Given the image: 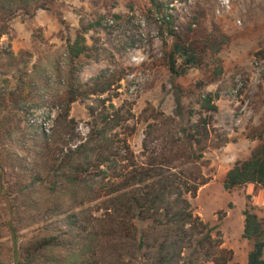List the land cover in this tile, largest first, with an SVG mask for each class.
<instances>
[{
  "label": "rangeland",
  "instance_id": "374dc122",
  "mask_svg": "<svg viewBox=\"0 0 264 264\" xmlns=\"http://www.w3.org/2000/svg\"><path fill=\"white\" fill-rule=\"evenodd\" d=\"M163 2L162 12L149 0H54L35 8L14 1L0 8V30L7 32L0 40V264H14L13 229L20 248L68 232L56 206L79 218L73 234L75 243L88 247L83 264H116L122 249L113 251L115 241L104 236V203L141 169L188 181L196 188L186 195L195 216L216 228L207 245L212 259L194 251L200 235L188 229L177 264H216L222 250L233 254L226 264H248L253 243L243 237L244 211L253 205L264 219V189L249 184L228 191L224 182L236 163L264 145V0ZM168 12L178 31L191 24L226 36L220 80L212 81L213 65L182 77L169 71L174 40L163 23ZM79 36L87 55L75 57L70 45ZM102 87L108 92L94 94ZM207 94L216 112L201 109ZM38 129L53 139L50 151L15 144ZM98 130L105 139L94 148L109 161L101 169L93 164L88 183L59 179L53 189L52 174L69 172L62 168L65 156ZM150 234L156 253L164 239ZM124 260L149 264L143 257Z\"/></svg>",
  "mask_w": 264,
  "mask_h": 264
},
{
  "label": "trees",
  "instance_id": "16d2710c",
  "mask_svg": "<svg viewBox=\"0 0 264 264\" xmlns=\"http://www.w3.org/2000/svg\"><path fill=\"white\" fill-rule=\"evenodd\" d=\"M14 1L23 7V3H26L34 8L48 6L54 2V0H0V8H6ZM149 3L155 11H164L165 2L163 0H149ZM164 17L163 23L174 40L166 56L169 71L177 77H182L192 69H205L213 65L215 70L212 81L220 80L224 74L221 38L226 36L217 32L197 31L192 28L191 24L187 29L178 31L175 27L174 16L168 12ZM117 18L120 16L117 15ZM195 21H198V18ZM5 34H7L6 30H0V40ZM84 40L83 36H79L76 43L70 45L73 56L87 55V47L82 44ZM107 92L108 88L102 87L95 90L94 94ZM201 109L207 112L218 110L212 94L203 96ZM66 115H69V110L66 111ZM202 120L207 122L204 118ZM10 133L11 130H6L4 135L9 136ZM35 135L32 138H18L15 144L29 146L32 142L33 148L50 151L53 139L39 129ZM11 136L7 138L12 140ZM104 136L105 134L98 130L96 135L90 137L87 144L78 147L77 150H71L72 153L65 156L62 168L69 172L52 174L56 177L53 189L56 190L59 186V179L71 186L89 182L94 176L93 164L98 161V167L101 169L109 161L103 152L96 153L94 148L95 142L104 140ZM125 183L118 186L115 190L117 192L112 193L119 194L105 201L104 209L107 214L104 220H101L106 223L104 236L116 243L112 248L113 251L116 252L117 248L122 249L117 255L116 264H122L125 258L134 263L140 257L149 261V264H177L179 258L183 257L180 247L188 238L189 230L196 231L200 235L195 240L194 251L212 259L213 252L207 245L212 241L216 228L210 227L195 216L192 205L186 197L187 194H196L195 187L189 186L188 181L180 180L176 174H167L164 170L158 172L154 169L131 171ZM249 184H257L264 189V145L256 149L249 159L236 163L228 172L224 182L225 189L228 191ZM128 187H139V190L136 193L123 192ZM58 208L56 206L54 211L63 217L62 219L69 228L68 232L57 230L56 234L47 235L31 246L20 248L18 234L13 229L14 264H37L39 261L45 264H83V255L87 254L88 247L81 246L79 242L75 243L79 240H76L73 234L76 233L75 226L77 227L80 222L79 218L76 213L66 215L65 211ZM244 216L243 237L253 243L248 264H264V219L256 213V207L253 205H247ZM47 229L49 231L50 228L47 226ZM153 231L161 233L164 239L156 253L153 250L154 246L150 244V239H152L150 232ZM56 252L60 253L56 254ZM232 256V251L222 250V255L213 258L212 261L216 264H226ZM189 263L185 262V264Z\"/></svg>",
  "mask_w": 264,
  "mask_h": 264
}]
</instances>
